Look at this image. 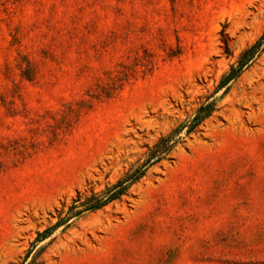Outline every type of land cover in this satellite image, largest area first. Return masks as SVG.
I'll use <instances>...</instances> for the list:
<instances>
[{
  "label": "rangeland",
  "instance_id": "374dc122",
  "mask_svg": "<svg viewBox=\"0 0 264 264\" xmlns=\"http://www.w3.org/2000/svg\"><path fill=\"white\" fill-rule=\"evenodd\" d=\"M263 30L264 0H0V264L142 162ZM63 227L38 264H264V53L127 194Z\"/></svg>",
  "mask_w": 264,
  "mask_h": 264
},
{
  "label": "trees",
  "instance_id": "16d2710c",
  "mask_svg": "<svg viewBox=\"0 0 264 264\" xmlns=\"http://www.w3.org/2000/svg\"><path fill=\"white\" fill-rule=\"evenodd\" d=\"M223 41L225 43L226 52L230 53L229 44L226 39H223ZM263 53L264 30L250 45L241 51L236 61L232 63L229 70L222 75L214 90L206 96L197 112L191 118L174 128L168 134L161 136L158 141L149 148L146 158L138 165L128 170L125 175L115 183L107 185L104 190L91 191L89 195L77 197L69 207L65 217L59 218L55 224L37 232V236L31 242L21 264H38V260L46 247L55 240L56 236L52 235L57 228L64 225V231L71 226L77 216H80L86 211L101 209L127 194L130 188L143 178L153 165L164 160L166 156L183 141L185 136L195 132L205 120L219 110L221 101L230 91L233 82L240 77L245 70L252 66ZM49 237H51L50 240L46 242Z\"/></svg>",
  "mask_w": 264,
  "mask_h": 264
}]
</instances>
